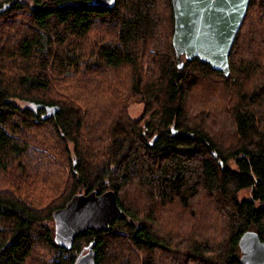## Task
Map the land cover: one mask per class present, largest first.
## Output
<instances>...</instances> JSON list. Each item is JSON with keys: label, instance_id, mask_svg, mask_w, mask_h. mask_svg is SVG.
<instances>
[{"label": "trees", "instance_id": "1", "mask_svg": "<svg viewBox=\"0 0 264 264\" xmlns=\"http://www.w3.org/2000/svg\"><path fill=\"white\" fill-rule=\"evenodd\" d=\"M90 1L0 0V264L93 241L95 264H240L245 232L264 242V0L227 75L177 67L171 0ZM107 190L125 216L57 244L53 212Z\"/></svg>", "mask_w": 264, "mask_h": 264}, {"label": "water", "instance_id": "2", "mask_svg": "<svg viewBox=\"0 0 264 264\" xmlns=\"http://www.w3.org/2000/svg\"><path fill=\"white\" fill-rule=\"evenodd\" d=\"M250 0H171L174 26L171 38L177 67L184 56L197 58L212 69L229 73V53L246 14ZM91 4L111 7L114 0H91ZM54 240L68 249L87 230L109 229V223L125 213L116 202L115 193L74 195L63 208L52 214ZM91 242L88 252L77 258L76 264H95ZM240 264H264V242L256 233L245 232L239 239Z\"/></svg>", "mask_w": 264, "mask_h": 264}, {"label": "rangeland", "instance_id": "3", "mask_svg": "<svg viewBox=\"0 0 264 264\" xmlns=\"http://www.w3.org/2000/svg\"><path fill=\"white\" fill-rule=\"evenodd\" d=\"M26 2L29 0H25ZM20 104H23V102H19ZM128 113L131 117H138L141 113H142V104L140 102H134L132 104L129 105L128 107ZM205 114L209 113V112H204ZM130 191H133L131 193H135V189H131ZM250 197V188H245L242 189L238 192V198L239 199H243V198H249ZM86 249H82L80 251V253H84Z\"/></svg>", "mask_w": 264, "mask_h": 264}, {"label": "flooded vegetation", "instance_id": "4", "mask_svg": "<svg viewBox=\"0 0 264 264\" xmlns=\"http://www.w3.org/2000/svg\"><path fill=\"white\" fill-rule=\"evenodd\" d=\"M54 232H55V231H54ZM86 252H88V248L85 250V252H84V253H86ZM84 253H81L80 255H82V254H84ZM80 255H79V256H80Z\"/></svg>", "mask_w": 264, "mask_h": 264}]
</instances>
